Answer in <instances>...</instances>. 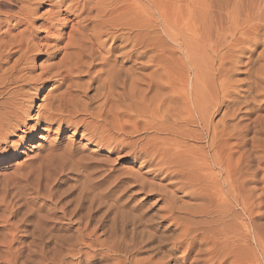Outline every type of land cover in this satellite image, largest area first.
I'll use <instances>...</instances> for the list:
<instances>
[{"label": "bare ground", "instance_id": "6f19581e", "mask_svg": "<svg viewBox=\"0 0 264 264\" xmlns=\"http://www.w3.org/2000/svg\"><path fill=\"white\" fill-rule=\"evenodd\" d=\"M46 1L49 9L37 15ZM2 6L16 10H0V143L19 126L28 132L41 125V129L55 125L59 131L73 126L89 142L115 143L142 158L155 175L164 172L163 177L171 179L167 184L174 188L171 192L166 186L156 188L171 194L164 193L161 199L179 224L169 247L159 258H133L132 251L151 241L153 234L145 226L135 229L143 217L129 213L123 224L134 228L127 231L126 225L120 239L105 246L115 255L123 254L110 264H264V222H258L264 216L258 213L264 193L245 190L242 167L252 159L244 160L240 152L252 141L249 133L264 134V114L250 118L264 112V0H185L174 18L164 0H0ZM71 14L73 18L61 17ZM39 30L44 36L37 35ZM36 59L41 62L36 64ZM49 84L52 88L42 102L33 105L37 86ZM33 110V124H27ZM74 152L76 148L65 142L48 148L45 156ZM234 153L237 157L230 165ZM253 158L260 164L264 155ZM73 164L64 171L82 163ZM108 178L109 173L101 182ZM250 181L259 183L255 176ZM6 182L4 177L0 209L10 217L33 219L39 231L32 233L30 253L39 258L37 264H48L52 255L48 233L54 228L50 219L57 212L40 215L47 201L42 206L31 200L20 203L14 200L20 194L7 199ZM45 187H31L33 199L47 200ZM187 188L188 197L200 203L178 207L172 192ZM154 189L153 184L150 190ZM235 205L245 214L242 221L232 209ZM71 207L58 211L61 218H68L67 225L73 227L72 215L83 213L84 218L74 222L71 236L56 235L55 242L61 246L72 240L66 255L80 254L76 247L86 240L99 242L102 248L107 241H98L95 234L104 227L106 209L94 207L101 212L94 218L90 204Z\"/></svg>", "mask_w": 264, "mask_h": 264}, {"label": "rangeland", "instance_id": "374dc122", "mask_svg": "<svg viewBox=\"0 0 264 264\" xmlns=\"http://www.w3.org/2000/svg\"><path fill=\"white\" fill-rule=\"evenodd\" d=\"M184 1L185 0H164L165 6L168 7L167 13L171 14L172 18H174ZM8 7L9 6H2L0 9L1 12H13L16 10L15 7ZM48 9L49 4L46 1L39 7L37 15H42L45 10ZM61 17H65V19L68 17L73 18V14L69 16L62 15ZM36 25L39 26L40 21L37 22ZM21 28L22 27H19L18 30ZM16 31L17 30H13L12 33ZM37 35L41 37L44 36V33L39 30L37 31ZM179 42L183 46L186 45L185 40L180 39ZM167 45L171 46L168 43ZM258 49H261V46H259ZM178 55L179 53H176L175 56ZM14 58L15 57L11 59V62ZM144 60L145 59H143V61ZM35 61L36 64H39L41 59H36ZM38 71V69L33 71V74H36ZM37 87L39 93L33 105L42 102V96H45V94L51 90L52 85L49 84L42 87L38 85ZM24 89L26 90L27 88L25 87ZM33 92L36 91L33 90ZM33 108L36 109L34 106ZM34 112V110L30 112L28 117L29 120L26 121L27 124H33L35 118ZM262 114H264L262 111L256 112L250 118L253 120L257 115ZM220 116L221 112L215 116L214 122H216ZM244 122L245 121L242 123ZM42 127L44 126L41 125L28 132L25 127L19 126L6 141L0 143L1 150L3 148L9 150L6 154L0 153V185L2 184V179L5 177L10 192L7 199L11 197L14 198L15 194H20L21 197L14 198V200H20V203H24L25 200H31L33 203L42 206V204L47 201V207L39 211L40 215H46V211L53 212L55 210L57 212L55 215L56 217H51L50 219L51 225L54 226V228L48 233V236L50 234L48 240H51L48 250L52 253L48 264H110L113 259H119V257L123 259L122 253H117L115 255L111 251L106 250L105 246L110 244L112 246L115 240L117 242V240L120 239V237H118V235L121 234L120 230H126L127 228V231H130V228H134V225L131 223L123 224L128 220V216L130 217L129 213H135L143 217L144 225L142 223V227L136 226L135 229L139 230L145 226V228L153 234L151 241L139 246L136 251H132V257L134 256L133 258L135 259L159 258L161 254L165 252V249L169 247V240L179 232V224L176 219L177 215H174V213L170 214L169 210H167L169 207L168 202L161 199L162 195L165 196L164 193L171 195L169 192L174 188L167 185L171 179L163 177L165 175L164 172L155 175V173L152 172L155 170L145 164L142 158H137L135 155L128 153L127 150L120 149L115 143L112 145H97L95 141L89 142L87 138L83 136L81 129L69 126L59 131L55 125L50 129H41ZM247 137L252 141L243 145L240 148V152L244 160L247 158H251L252 160L249 163H243L242 179L246 181L245 190L253 188L254 194L259 195L264 193L262 191V189H264V159H261L262 163L258 164L257 160L253 157L264 155V134L249 133ZM18 142H20L21 145H17ZM65 142H70L76 148L77 153L63 154V156H60L61 158L59 156L48 158L45 156L48 148L56 144L64 145ZM232 142L233 141L230 143ZM18 149H21L20 151L22 153L13 155ZM232 152L230 153L232 154ZM236 157L237 154L234 153L229 161L230 165L234 163ZM73 159L77 162L80 161L82 164L78 165L77 168L72 171H64V168L68 167L70 162L73 164ZM108 173V180L101 182V178ZM252 176H255L259 183H252L250 181ZM133 183L137 184V186H134ZM140 183L145 184L142 186ZM148 183H151V185ZM153 184L155 185V189L158 188V186H166V190L169 192H162L157 189L150 190ZM40 185L46 186L45 188L48 191L46 193L49 195L47 200H43L42 198L38 200L33 199V195L30 194L29 189L31 187L40 188ZM179 190L180 191H174L175 193L172 192V194L175 195L174 198H176L174 200L175 205L178 207L183 206L187 208L196 206V204L200 203L198 199L191 198L192 196L188 197L187 194L191 192L190 188L183 189L184 191L182 189ZM20 192H22V194ZM87 193L91 194L89 195ZM3 196V191H0V200ZM261 199L259 204L261 207H259L258 213H260V211L261 213L264 212V195L261 196ZM88 202H91L89 203L90 207H92L91 215L94 218H97L95 216L98 215V213L100 215L101 212L106 209L107 217L105 218L104 227L98 230L95 236L99 237L98 241L102 240L104 243L105 241L107 242L101 248L99 242H97V244L91 240H86L76 247L80 254L73 252L74 254L66 255L65 248L70 247L68 242L72 240H65V244L62 243L61 246L63 247H61L59 242H55V240H57L56 235L58 237L71 236L74 232V228L77 226L74 222L81 221L80 218H84V216L82 215L83 213L72 215V217L70 216V223L72 222L71 224L73 225V227H70L67 225L69 222L68 218H61V214L58 212L59 207L64 206L65 209L68 208V210H70L72 208L71 206L74 204L84 203L89 205L87 204ZM228 204L232 207L230 201ZM93 205L100 209L101 212L95 210L97 208H94ZM36 207L37 206H35V208ZM48 207L51 209L48 210ZM25 208L26 206L22 207V211H24ZM232 209L239 212L241 215L243 214L242 208L239 205H235ZM108 211L114 212L110 214ZM6 213L0 209V264L40 263L39 258L30 253L33 252L32 250L34 247L31 243L34 237L32 233L35 234V232L39 231V229L36 228L37 224L33 225V219L28 220L26 216L19 215L14 218L7 216L8 214ZM109 215L110 217L108 218ZM243 215L240 218L241 221L245 217ZM258 222L263 223L264 216H261ZM126 225L127 227L125 228ZM108 236H110V238H108ZM163 237L168 240L166 241L167 243H162L160 239ZM127 240L128 238L123 239L122 242L125 244ZM124 244L122 243L119 246H123ZM163 244H165V246H162ZM101 249H104V251ZM180 252L181 250H178L175 254L178 256Z\"/></svg>", "mask_w": 264, "mask_h": 264}]
</instances>
